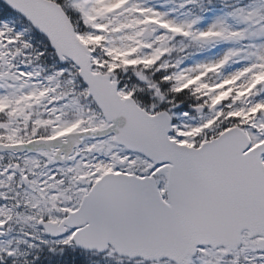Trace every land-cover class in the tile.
I'll return each mask as SVG.
<instances>
[{
    "label": "snow or ice",
    "instance_id": "obj_1",
    "mask_svg": "<svg viewBox=\"0 0 264 264\" xmlns=\"http://www.w3.org/2000/svg\"><path fill=\"white\" fill-rule=\"evenodd\" d=\"M0 264H264V0H0Z\"/></svg>",
    "mask_w": 264,
    "mask_h": 264
}]
</instances>
